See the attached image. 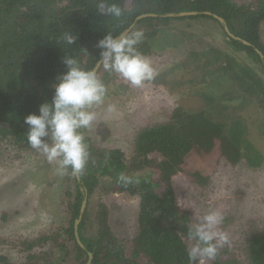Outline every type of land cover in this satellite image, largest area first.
I'll return each mask as SVG.
<instances>
[{"label": "trees", "instance_id": "trees-1", "mask_svg": "<svg viewBox=\"0 0 264 264\" xmlns=\"http://www.w3.org/2000/svg\"><path fill=\"white\" fill-rule=\"evenodd\" d=\"M109 2L122 8L120 18L101 15L98 0H0V163L22 161L24 153L34 151L27 143L29 126L24 118L39 115L40 106L51 102L58 77L67 71L63 58L69 54L83 68L94 69L100 59L99 40L109 32L117 35L127 30L142 15H156L139 20L133 28L144 33L139 50L145 56L152 60L153 54L161 56L163 49L173 46L186 57L164 71L155 67L157 76L147 85L151 94L169 87L181 93L183 101L192 100L197 106L180 104L167 122L141 129L127 142L132 147L130 158L122 149H97L90 129L82 130L91 157L80 180L66 174L74 190L69 188L61 202L65 211L59 225L16 241L0 237V264H87L88 252L93 254L91 264H188L186 232L192 212H184L177 204L176 177L183 173L196 187L205 188L211 179V174H206L210 168L195 169L192 159L207 160L218 152L231 166L245 159L247 168H262L263 156L249 141L251 126L256 123L250 121L247 109L252 106L264 112V59L258 53L264 56L260 36L264 0ZM190 12H208L224 19L240 41L230 38L211 15L165 17ZM194 23L220 32L224 52L211 45L200 51L191 48L198 36L202 39L195 33ZM65 31L78 37L72 46L59 39ZM161 34L169 37L166 47L154 48ZM199 70L202 73L197 75ZM98 72L108 87L107 97L132 87L103 68ZM258 126L264 135V124ZM122 173L133 182L119 184ZM151 181L162 193L153 190ZM116 192L139 202L137 230L130 247L114 232L104 201ZM7 199L4 196L0 202ZM86 199L78 228L84 250L76 242L74 225ZM248 237L242 243L248 264H264V230Z\"/></svg>", "mask_w": 264, "mask_h": 264}, {"label": "rangeland", "instance_id": "rangeland-1", "mask_svg": "<svg viewBox=\"0 0 264 264\" xmlns=\"http://www.w3.org/2000/svg\"><path fill=\"white\" fill-rule=\"evenodd\" d=\"M195 28V33L201 34L202 39L197 37L196 44L191 46L194 50L200 51L211 45L223 51L226 47L220 32L211 30L210 25L195 24ZM160 36L155 41L154 48L166 47L165 43L167 44L169 37L163 34ZM260 36L264 42V25ZM173 48L170 46L163 49L161 56L153 54L151 61L159 72L171 67L178 59L186 58L181 51ZM159 57H163L162 61H159ZM213 67L212 65L211 68ZM201 73V70L197 71V75ZM182 74H186V71ZM190 76L193 77V74L190 73ZM123 81L128 83L122 79L121 82ZM147 85L148 82L144 87L132 86L123 92H111L105 104L97 110V121L90 129L94 147L122 149L130 158L132 147H129L127 142L132 141L141 129L167 122L172 111L180 104L186 107L197 106L192 100L183 101L182 94L174 93L169 87L162 86V91L152 92V96V88ZM109 105L115 107V112L107 111ZM247 113L251 116L250 121L256 123L251 126L249 141L263 156L262 168H247L249 165L245 159L231 166L226 164V158L218 152L207 160L201 161L199 157L192 159L196 165L195 169L210 168L206 174L209 172L211 179L205 188L196 187L189 178L185 179L183 173L175 179L174 192L179 208L184 212H192L188 224L195 222L196 218L209 208H218L225 214L222 228L228 233L231 246L222 249L218 258L208 264H248L242 252V243L251 234L264 230V135L259 132L258 126L259 124L262 128L264 124V112L255 111V108L250 106ZM256 118L258 119L255 120ZM21 160L15 163H0V200L4 196L9 197L0 202V237L12 238L15 241L29 235L35 236L43 230L59 225L60 217L65 211L61 208V202L69 188L74 190L73 183L66 174H58L57 165L48 162L37 151L24 153ZM20 162L22 165H19ZM153 180L155 181L154 177ZM150 183L153 184L154 191L162 193L159 187L154 185L155 182ZM104 201L110 209L109 219L114 232L124 241L125 246L130 247V240L137 230L138 199L116 192ZM95 205H91L92 209Z\"/></svg>", "mask_w": 264, "mask_h": 264}, {"label": "clouds", "instance_id": "clouds-1", "mask_svg": "<svg viewBox=\"0 0 264 264\" xmlns=\"http://www.w3.org/2000/svg\"><path fill=\"white\" fill-rule=\"evenodd\" d=\"M97 10L101 15L117 19L124 14L118 4L109 0H98ZM59 39L72 46L78 37L65 31ZM143 40L141 30H125L117 35L109 32L97 44L100 49L97 66L133 87H144L155 79L157 70L139 50ZM62 62L67 71L58 77L51 102L43 103L39 115H28L24 123L29 126L26 136L30 148L55 163L58 174L77 177L84 174L91 157L82 130L91 129L96 123L97 110L106 102L108 87L97 69L83 68L76 57L67 54ZM107 111L115 112V107L109 105ZM132 182L123 173L118 177L119 184L127 186ZM224 222L222 210L209 208L187 225L186 239L191 244L186 250L188 264H208L216 260L222 249L231 246L229 235L222 228Z\"/></svg>", "mask_w": 264, "mask_h": 264}, {"label": "water", "instance_id": "water-1", "mask_svg": "<svg viewBox=\"0 0 264 264\" xmlns=\"http://www.w3.org/2000/svg\"><path fill=\"white\" fill-rule=\"evenodd\" d=\"M207 15V16H213L215 19H217L220 24H222L223 28H224V31L225 33L232 39L234 40H237V41H240V38H237L235 37L229 30V27L228 25L226 24V22L224 21V19L216 16V15H213L211 13H208V12H204V13H197V12H190V13H179V14H168L166 15L165 17L167 18H182V17H190V16H197V15ZM149 17H156V15L154 14H147V15H142L140 17H138L135 21V23L130 26L127 30H133V28L135 27V24L141 20V19H144V18H149ZM245 45H250L249 43L245 42V41H242ZM259 55L262 57V59H264V56L261 52H259ZM95 69L99 70V67L96 65ZM78 180H80V176H77L76 177ZM87 208V199L83 201L82 203V206H81V210H80V216H79V219L77 221H75V225H74V230H75V239H76V242L77 244L85 250V246L82 244L81 240H80V237H79V233H78V227H79V224L82 220V217L85 213V210ZM88 256H89V260L87 262V264H91V262L93 261V254L91 252H88Z\"/></svg>", "mask_w": 264, "mask_h": 264}]
</instances>
